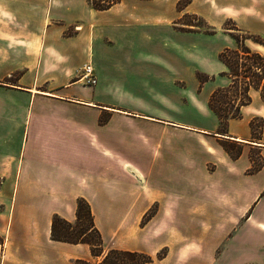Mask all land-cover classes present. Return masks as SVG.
Wrapping results in <instances>:
<instances>
[{
  "label": "crops",
  "instance_id": "crops-1",
  "mask_svg": "<svg viewBox=\"0 0 264 264\" xmlns=\"http://www.w3.org/2000/svg\"><path fill=\"white\" fill-rule=\"evenodd\" d=\"M163 3L120 0L95 10L87 0H0V128L7 134L0 139L6 145L0 148V264L93 261L87 243L58 241L50 235L54 214L75 220L78 198L88 203L105 247L149 254L169 247L181 253L191 244L177 246L175 236L185 228L175 227V222L190 221L202 210L188 194L183 196L191 172L208 174L215 186L227 184L233 191L230 202L224 200L228 204L213 203V208L202 210L213 209L219 218L243 215L258 194L255 183L256 191L264 189L263 103L253 92L241 117L230 119L227 132L221 133L207 100L227 79L215 78L207 89L196 81L188 89L179 85L185 78L179 67L183 47L176 44L177 51L169 52L163 44L142 42L148 27L171 23L146 19L174 12L175 0ZM231 11L240 23L237 8ZM241 29L263 32L247 25ZM194 32L203 30L177 34L183 39ZM156 48L160 53H147ZM142 56L163 64L151 65L145 75L150 79L139 84L133 72L110 61L128 65ZM86 62L93 66L94 85L78 79ZM15 71H20L16 84L1 82ZM132 89L150 92L153 104L143 103V95L134 102L122 97ZM114 92L117 96L111 97ZM102 114L107 118L99 124ZM253 118L262 121L257 135L249 125ZM128 136L140 141L129 147L140 157L133 167L120 152ZM221 140L240 144L239 157L231 158L219 145ZM12 141L24 149L14 150ZM111 141L115 151L109 149ZM251 149L261 155L263 165L248 173ZM146 152L149 159L143 161ZM150 209L152 215L141 225Z\"/></svg>",
  "mask_w": 264,
  "mask_h": 264
},
{
  "label": "rangeland",
  "instance_id": "rangeland-1",
  "mask_svg": "<svg viewBox=\"0 0 264 264\" xmlns=\"http://www.w3.org/2000/svg\"><path fill=\"white\" fill-rule=\"evenodd\" d=\"M162 1L164 2L163 6H167L168 3L173 0ZM188 1L189 3L185 6ZM233 7L237 8V16L241 20L240 23H238L237 19L234 17L236 16V12L231 11L233 10ZM143 9L146 11L152 8L144 7ZM175 9L177 12H175ZM175 9L171 14H159L157 17L146 18L147 20H155L157 22L171 20V23H168V25H166V23H158V25L152 24L157 26L148 27V35L142 37V42L163 44L167 46L169 52L171 50L172 52L177 51L176 48H178V45L176 46V44L183 47L182 51L185 56L182 66L178 65L182 68L183 72H185V78L184 82H180L179 85H185L184 87H187L188 89H193L196 81L199 88L204 84V88L207 89L210 88L213 83L212 81L215 80V78L218 80L224 79V76L220 74V72L224 70V66L219 62L217 56L225 47L224 45L227 41L232 40L234 42L233 47L236 45L230 35L232 33H229L236 32L233 28L241 29V25H247L253 29L261 28L263 32L259 35L264 38V0H175ZM184 23L200 24L203 26H201L202 29H209L211 32H194L196 34L193 33L190 36L179 39L177 31H194L197 29V26L195 25H185ZM148 25L151 26V24ZM161 25L164 27H160ZM141 31V33L144 34L146 29L142 27ZM253 39H255L253 36L245 39V44L253 49L259 47L260 50L264 51L263 46L254 42ZM147 53L155 55L160 53V50L156 48V50H150L147 51ZM110 61L117 68L133 72L135 84L150 79V77H146L145 75L146 73L149 74L152 68L151 65L163 64V62L154 61L144 56L141 58H134V60L128 62V65L123 64V62L119 63L114 58H110ZM167 63H169L171 67L174 65L173 62ZM217 66H219L218 69L220 68V70H216L214 73H209V71L215 69ZM173 67L176 68L177 66ZM117 68H113L114 73L115 71H119ZM19 73L20 71H15L10 77L1 78V82L5 84H16ZM202 73L210 76V79L200 83L197 75H201ZM190 74H193L194 78ZM50 83L51 82H48L47 84ZM79 84L81 85L80 82ZM132 90L133 92H125L126 94L122 97L134 102L139 99L140 95H143L146 96L142 100L143 103L148 106L153 104L151 102L150 92L147 91L144 92L145 94H140V92L134 89ZM119 95H121L120 92ZM110 96H117V93L114 92L110 94ZM5 101H9V99H5ZM106 118L107 115H100L98 119L99 124L106 121ZM251 120L253 121L251 132L257 135L260 131L258 126L260 125L261 119L253 118ZM0 122L3 121L0 119ZM3 123H0V126L3 125ZM5 127H7V124ZM2 128H0V139L5 138V135H7L6 131ZM128 137V139L126 138L120 143L122 147L120 152L123 153L121 155H123L124 159L133 167L135 160H139L140 157H135L133 151L129 150V147L133 143L139 144L140 141L138 140V136ZM105 144L108 145V143ZM223 144H226L228 148L231 147V152L239 153V155L241 154L240 144L237 145L226 140L219 141V145L222 148ZM19 145L18 141H12L11 143V147L14 150H18L19 148L23 150L24 147H19ZM4 146H6L5 142L0 140V148H4ZM109 149L115 151L116 144L112 141L111 143L109 142ZM142 158L143 161L149 159V153L146 152L145 156ZM249 158H252L254 161V163H252L250 159V167L259 163L261 159L255 149L249 151ZM113 178L114 176L110 177V179ZM214 182L216 181H214L212 176L208 174L202 173L194 176L191 172L188 186L187 182L184 181L186 186L185 191L183 188H180V190L184 191V197H187L185 194H188L189 201L196 202L197 206L199 208L201 207L202 210L210 205L213 208L214 204L219 205L220 202L228 204L233 191L230 190L227 184L215 186L213 184ZM256 185L257 184L255 183V193L258 192V194L255 197L253 205L250 206L243 215L236 216L232 219L227 216V218H219L218 214H216L213 209L212 212L210 210L204 212L201 210L200 213L192 214L190 216L192 220L190 221L186 219L181 222H175L177 224L175 227L185 228L184 232H180V234L175 236V239L180 241L177 246L183 244L184 241L185 243L191 244L190 247L181 253L176 251L171 252L168 250L169 247H162L153 254L144 253L145 255L150 256L151 260L142 264H264V195H262L264 189H257L256 191ZM226 199L228 200V203L224 201ZM153 211L154 210H152L150 215L148 212L144 215L147 218L141 220V225L147 221ZM74 222L75 220L71 223ZM1 240L2 238H0V241ZM111 248L112 247H105L102 238L103 251L100 255L96 257L94 256L93 261L91 260L90 263L98 264L101 261L102 256Z\"/></svg>",
  "mask_w": 264,
  "mask_h": 264
},
{
  "label": "trees",
  "instance_id": "trees-1",
  "mask_svg": "<svg viewBox=\"0 0 264 264\" xmlns=\"http://www.w3.org/2000/svg\"><path fill=\"white\" fill-rule=\"evenodd\" d=\"M120 0H87L89 5L95 10H105ZM189 1L185 4V6ZM178 7V2H177ZM185 25H195L198 30L211 32L209 29H202L200 24L184 23ZM203 27V26H202ZM209 27V26H206ZM236 32H229L236 45L234 47H224L218 53V60L224 66L220 74L228 79V83L216 87L209 95L207 100L208 108L215 114L219 120V131L227 132V123L230 119L241 117V108L251 103L252 93L257 92L261 102L264 105V54L245 44V39L253 36L254 42L264 46V38L259 34L246 32L239 28H233ZM192 31V30H190ZM197 78L200 83L210 79V76L202 73ZM253 127V121L249 123ZM262 121L258 126L261 128ZM236 144V143H235ZM239 145V144H237ZM225 151L232 158H237L239 153L231 152V147L222 145ZM260 155V154H259ZM261 157V155H260ZM252 163L253 159L250 158ZM263 165L261 157L260 162L252 165L248 173L256 172ZM264 195V191L262 193ZM153 209L148 211V214ZM75 222L71 223L59 215L54 214L51 218L50 235L51 238L68 243H87L92 256H98L102 253V238L99 230L96 228L88 203L83 198H78L75 209ZM147 217L144 216L143 219ZM86 223V224H85ZM150 256L143 252L120 250L111 248L103 256L98 264H142L150 261ZM91 264L88 261L77 259L74 264Z\"/></svg>",
  "mask_w": 264,
  "mask_h": 264
},
{
  "label": "built area",
  "instance_id": "built-area-1",
  "mask_svg": "<svg viewBox=\"0 0 264 264\" xmlns=\"http://www.w3.org/2000/svg\"><path fill=\"white\" fill-rule=\"evenodd\" d=\"M79 74V80L83 81L85 85H94L96 83V76L90 62L82 65Z\"/></svg>",
  "mask_w": 264,
  "mask_h": 264
}]
</instances>
